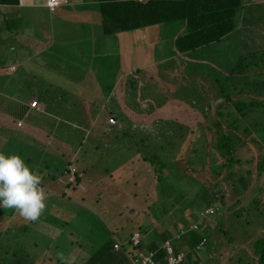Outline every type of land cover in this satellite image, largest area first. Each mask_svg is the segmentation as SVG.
Returning <instances> with one entry per match:
<instances>
[{
  "label": "rangeland",
  "instance_id": "1",
  "mask_svg": "<svg viewBox=\"0 0 264 264\" xmlns=\"http://www.w3.org/2000/svg\"><path fill=\"white\" fill-rule=\"evenodd\" d=\"M88 3L93 5V0ZM67 4L70 5L67 20L60 18L51 21L47 18L48 10H44L43 17L38 14V21L28 24L33 31L31 33L37 36L34 45H25L28 50L36 46L44 47L48 40L43 41V34L51 35L52 25L56 28L52 36L53 48L47 45L50 51L25 60L12 76L0 77V129L5 132L4 139H0V146L8 144L7 149L5 148L8 155H24L31 149L32 161L43 154L53 161L54 157L62 160L77 155V166H86L84 182L90 190L85 194L86 202L75 208H71V204L65 202L66 199L62 200V196L54 197V200L49 197L46 211L36 222L25 220L14 209L0 208V218H5L0 221V264H4L3 258L9 257L11 251L16 249L14 242L5 239L4 231L12 232L14 240L21 246L22 237H35L40 229L44 230L43 223L56 222L49 212L53 203H65L68 206L64 208L68 211L65 219L73 217L69 223L76 228L75 237L69 238L70 242L61 252L66 258H74L75 264H105L96 255L88 254L91 245H110V236L105 226L109 222L103 214V207L108 208L110 214H116L117 219L111 220L112 225L123 224L124 231L139 229L143 250H147L151 243L158 245L164 237L171 238L173 244L185 253L182 264H249L250 261H256L253 243L255 245L264 232V171L255 166L260 157L264 156V145L260 143V133L254 127L263 118L261 109L255 108L241 118L249 126V133L244 136L246 145L236 155L241 161L238 164L233 162L234 167L231 169L221 167L218 172H214L206 165L209 161L207 158L206 163L203 162V168L197 170V165L192 163L196 168L192 169L186 167L183 159L187 156L186 148L201 139L197 125L202 123L205 115L214 112L213 109L212 112L205 113V101L208 99L213 106L222 100L216 94V85L212 86V75L222 78L238 56L264 47V0H250V7L243 9L244 13L237 17L238 28L223 36L220 41L205 46V57L190 64L180 55L175 56L176 54L162 60L158 57L163 52H169L162 48L166 44L162 42V38L176 33V24L171 25V29L162 31L156 29L155 24L103 35L98 31L100 23H94L96 32L91 39L87 37L88 30L83 28L86 44L83 42L80 50L71 47L70 42L74 45L78 42L77 37L72 41L71 35L79 31L76 28V14H81L82 11L74 7V0H69ZM92 11L96 22L100 19L99 13ZM243 15V22L239 25ZM71 19L72 24L69 23ZM85 27L92 29L93 22L87 21ZM6 32L7 29L0 33L1 40ZM1 40L0 64L5 66L11 61L20 63L24 57L21 51L15 50L18 49L16 46L8 50L13 40L11 36L5 45ZM19 41L23 44L27 41L33 43L32 36L26 33H21ZM65 43L70 48H62ZM31 72H36V75ZM29 77L32 78L31 82ZM130 80L133 82L132 86L128 83ZM196 87L200 89L199 93L195 92ZM33 88L47 89L42 94L47 97L46 111L42 108L39 110L40 105L36 102L32 107L39 110V113L29 108L34 115L14 116L11 109L15 107V100L19 96H26L28 100ZM202 91L204 95L201 94ZM196 94H200L205 101H195L191 96L195 98ZM242 95L237 92L229 93L231 101L241 99ZM59 101L60 109L56 106ZM188 102L194 106H189ZM226 106L225 109L236 113L231 107L233 105L226 103ZM201 110L204 112L201 113ZM113 114L117 120L112 128L108 126L111 124L108 117ZM214 115L218 118L215 112ZM17 117L23 118L22 127H15ZM222 119L224 118L220 120ZM38 124L44 126V129L58 128L48 138L39 137L36 132H31L28 136L30 131L39 128ZM243 126V122L239 124V133ZM107 128L112 131L109 135ZM121 130L125 135L116 142L111 140L114 134L121 136ZM17 133L22 135L11 138V134ZM180 134L183 136L171 152H175L174 160L182 159L183 162H180L185 166L182 169L187 174L182 173L178 167L167 172L166 166L170 165L166 155L168 150H162V144L169 145L168 141L176 144L175 140L172 142L164 137L173 136L177 140ZM205 135L203 138L207 142L209 136L207 133ZM249 138L258 142H248ZM43 139L48 147L42 150L40 144ZM122 141L128 143L127 148L122 149ZM206 142L203 149L212 154V149ZM152 152L159 155L158 159L149 155ZM137 154L141 158L146 154L145 162H139ZM192 158L194 160L195 155L191 154L189 159ZM112 166L113 170L110 171ZM156 173L160 174L158 178ZM248 177L249 183L246 182ZM216 193L223 195L224 205L213 196ZM209 195L213 197L211 204L219 205V208L209 215L211 223L202 226L201 221L196 219V210L190 214L185 206L193 201L195 204L192 205L200 209ZM235 197L239 199H234ZM256 199L260 204L253 207V200ZM186 215L187 221L184 219ZM59 218H63L61 214ZM174 222L177 226L185 227L186 231L190 223L197 224L198 228L193 233L194 236L205 235L203 246L188 249L185 238L192 231L185 232V236L174 243L177 239L173 229ZM77 244L88 248L75 252V248L79 247ZM42 249H33L37 255L31 257L24 250L21 251L20 255L23 257H20L18 263L14 261V264H27V257L31 260L29 264H38L37 256ZM94 251L89 249L90 253ZM111 253L115 255L116 252ZM43 262L50 264L51 260H44L41 264Z\"/></svg>",
  "mask_w": 264,
  "mask_h": 264
},
{
  "label": "trees",
  "instance_id": "2",
  "mask_svg": "<svg viewBox=\"0 0 264 264\" xmlns=\"http://www.w3.org/2000/svg\"><path fill=\"white\" fill-rule=\"evenodd\" d=\"M10 2L11 0H0V4L6 5L10 4ZM248 2L249 1L243 2V0H94V4H87V7L89 6L99 13L100 19L98 23H100V30L98 31L103 35H111L116 32L135 30L141 27L151 26L155 24L159 25L163 23H170V25H172L174 23H178L182 25V30L180 32L177 31L178 33L176 35L175 32L169 34L171 40L167 38L168 41L162 47L163 49H168L169 52H163L160 54L161 56L159 55L158 57H160V59L162 60L163 58L165 59L169 56H174V54L179 53L182 59H185V61H187L186 63L190 64L192 62H198L196 59L205 57V46L209 45L210 43L220 41L223 36L231 31H234L235 28H238L237 17L244 13V11H242L243 9L247 10L250 7ZM255 6L259 7L260 5L255 4ZM243 17L244 15L241 16L239 25L241 21L243 22ZM76 24L79 27L80 31H82L83 28L89 30L88 27H85L86 23L77 22ZM76 37L82 46L85 37L83 36V38L80 39V37H82L81 32H78V36ZM72 41H74V38ZM53 44L54 43L50 44L51 48H53ZM70 46L75 47L72 45ZM70 46L68 43H65L62 44L61 47L68 49L70 48ZM158 57H156V59ZM11 69H13V67ZM211 82L213 87L214 85H216V88H218L216 94L220 95L222 97V100L218 101L212 106L208 102V99L206 101L203 100L200 94L194 95L195 98L193 96L191 97L193 99H196L195 101L199 100L200 103L201 101H205V104L207 106V110L205 111V113L212 112V110L214 109V112L218 118L215 117L214 112L204 116V120L202 121V123L197 125V130L199 131V135H201V139H199L198 143L190 145V147L186 148L187 156L185 158L183 157V160L185 162H183L182 159H179L181 162L186 164V167L189 166V168L192 169H196L194 166H192V163H195V165H197V170H199L203 168V162L206 163L205 161L207 158L209 161L206 163V165H208L209 168L214 172H218L221 167L231 169L232 167H234L232 165L233 162L238 164V162L241 161L240 158L236 155L241 147L246 145L244 136L249 133V126H247L244 121L241 120V118L246 117L255 108H260L263 116L260 123L256 122V126L254 127L255 129H258V133H260V143L264 145V47L260 50L250 51L244 55L238 56L231 67L228 68L227 73L223 74L222 78H218L212 75ZM128 83L130 86H132L133 84L132 80L128 81ZM229 85L230 87L228 88ZM46 90L47 89H39L36 94H33V97H35V99L41 104V108L44 111H46L47 108L45 103L47 97L43 96L42 94L45 93ZM195 90V92L197 93H199L200 91V89H198L197 87L195 88ZM230 90L231 92L243 94L242 98L231 101V98L229 97V93H231ZM203 93L204 92L202 91L201 94L204 95L205 93ZM30 97H32V94L30 95ZM21 99L23 100L24 96H22ZM59 103L61 102L59 101L56 104L58 109H60V106L58 105ZM226 103L233 105L231 107L235 109L236 113H232L230 110L225 109L227 107ZM18 104L19 106H21L22 111H25L27 116L32 114L34 115V113H31L30 111H26L27 108L25 105L17 102V106ZM188 104L189 106H194L189 102ZM41 108L39 110H41ZM39 110H37L38 113ZM203 112L204 111L201 110V113ZM112 116L115 120H117V117L114 114ZM221 118H224L222 119L224 122L220 120ZM242 122L245 126H243L242 132L239 133L238 126ZM67 124L68 123H66V125ZM108 126L113 128L114 125L108 124ZM55 131L56 130H52V132L54 133ZM106 131L108 135L109 132H112L108 128L106 129ZM121 132H123V135L121 134V136H118L117 134H114L111 140H114V142H116L119 138L125 135L124 131L121 130ZM206 133L207 136H209L207 142L204 139L206 137ZM179 136L180 137L177 140L173 136L164 137L166 139H170L172 142H174V140L176 141V144H172L169 141V145L162 144V150H168L166 155L170 160V165L166 166V171L171 172L170 170L172 168H179L182 173L187 174V172L182 169L184 165L181 164L180 161H176L173 159L175 152H171L174 149L173 147L177 146L183 135L180 134ZM205 142L209 144L210 148L212 149V154L207 151V149H203ZM248 142L255 143L258 141L254 140L253 138H249ZM127 144L128 143H126V141H122V149L127 148ZM69 145L71 146L72 144ZM40 146L42 150L48 147V145L44 142H42ZM31 151L32 150L30 149L29 152L20 156H22L25 163L28 164L33 171L42 176V187H44L49 193V197L54 200V197L59 198L62 196L61 199H66L65 202L71 204L69 205L71 206V208L82 206V203L86 202L85 194L89 193L90 188L84 182V169H86V166H77V155H75L76 157H72L70 159L65 157L62 160H57V158L54 157L53 161L52 159L45 157V155L43 154L39 159L32 161L30 154ZM169 152H171V154H169ZM18 154H21V152H18ZM191 154L195 155V161L193 160V158L191 160L189 159ZM145 155L146 154H144L143 158H141V156L137 154L136 158L139 162H145ZM149 155H153L157 159L159 156L154 152L150 153ZM216 160L218 162H216ZM49 162H52V165H49ZM39 165L46 169L43 170L38 168ZM255 166L259 170L264 171V156L260 157L259 161L255 163ZM71 168L73 170L72 177L69 175V169ZM108 168L109 167H107V169ZM112 170L113 166L111 167L110 171ZM155 175L156 178L160 176V174L158 173H156ZM246 180V182H250L249 177L246 178ZM205 193L202 196H204ZM214 195L217 199L220 200L219 202L221 203V205H224L223 195L217 193L213 194V196ZM233 196L237 195L233 194ZM49 197L48 199H50ZM232 197H230V201L232 200L233 202ZM212 199L213 197L209 195L205 198V203L202 200L203 205L202 208L200 207V209H196L198 207L195 208L192 205L195 204V202L193 201L188 206H185L188 207L190 214L193 212V210H196V219L201 221L202 226L204 224L209 225L211 223V221H209V215L213 214L217 210V208H219V205L214 206L211 204ZM234 199L238 200L239 197H235ZM253 201H255L254 204H252L253 207H257V203L260 204L258 199ZM65 207H68L67 205L65 206V203L51 204L49 212L52 214L54 220L57 223H43L42 225L44 226V230L40 229L38 235L35 237H33L32 235L22 237L23 243L21 244V246L18 241L14 240V234H12V232H6L5 230V239L14 242L16 249L11 251L9 257L3 258V261L5 260L4 264H14V261H17L18 263L20 257H23L22 255H20L21 251L23 250L28 253L27 256L31 257L37 255L36 252L32 251L33 249L39 251L42 248V251L37 256L38 264H41V262L44 260H51L50 264H62V261H60L57 254L62 250H65L66 244L70 242L69 238L75 237L74 229L76 230V228L69 223L73 218L72 216H68L69 213L67 215L68 218L65 219V216L68 212L66 211V209H64ZM107 209L108 208L103 207V214H105L104 216L107 217V220L109 222L105 226L107 232L109 233L108 235L110 236V245L105 246L104 243L91 245L89 246V249L92 248L95 251L93 252V254L90 253L88 249V254L90 256L96 255L97 257L101 258L105 264H128L129 261L127 255H125V251L128 250L130 253L147 251L141 248V241L134 247L129 246V238L131 233L133 231H138L140 235L141 233L138 228L132 229L131 231H124L122 227L123 224L121 225L120 223L112 225L111 220H116L117 216L116 214H110ZM60 214L63 217L62 219L59 218ZM187 216L188 215L184 217L186 221ZM3 219L5 218H0V221ZM191 224L192 223L187 226V231L185 230V227L177 226L175 222L173 224V229H175V238H177L174 243L181 236H185V232L192 231V234H190V236H186L185 238L189 250L198 245L203 246L204 242L206 241L205 235L203 234L200 236L198 234L197 236H194L195 234L193 232L198 228V225L193 223L194 228H191ZM213 234L215 233L213 232ZM166 239L171 243L172 249L175 253H184V251L179 249L177 245L173 244L171 238L164 237L161 239V241ZM160 243L161 242H159L158 245L151 243V246L147 249H157L156 261L158 264H164V254L162 253V249L159 248ZM114 244H117V247H114ZM77 245L79 246V244ZM253 247L254 254L257 256V258L256 261H250L249 264H264V232L261 233L259 238L256 240L255 245L253 243ZM87 248L88 247H83L80 245L78 248H75L74 251L78 252L80 249L85 251ZM113 251L116 252L115 255L111 253ZM30 257H27V259L29 260L27 264H29V262L31 261ZM42 264L49 263L43 262ZM180 264H182V262Z\"/></svg>",
  "mask_w": 264,
  "mask_h": 264
},
{
  "label": "crops",
  "instance_id": "3",
  "mask_svg": "<svg viewBox=\"0 0 264 264\" xmlns=\"http://www.w3.org/2000/svg\"><path fill=\"white\" fill-rule=\"evenodd\" d=\"M58 1H59V5L55 9H52V10H50L49 8H47L45 6V0H11L10 4H6V5L0 4V22L2 23V24H0V33L2 31H5V29H7L6 36L4 37V39H2V40L0 39V40L5 45V43L7 42V39H9V36H11V38L13 40H12V42H10L8 50H10V48L12 46H16L18 49H15V50L21 51V53L24 55V57L21 59L20 63H16V62L11 61V62H9L8 65H5V66L0 64V77L12 76L14 74V71L16 70L15 67L22 66L24 64L23 62L25 60L30 59L32 56L37 57V55L43 54L44 51H46V52L50 51L47 48V45L50 46V44L54 43V37L52 39V36L54 34V30L56 29L54 27V25H52L50 28L51 35H49V33L43 34V41L48 40V41H45L44 47L36 46V48L28 50L25 45L26 44H29L30 46L34 45V39H35V37H37V36H35L34 33H31L33 31L31 28L29 29L28 24L30 25L31 21H38L37 15L39 14L40 16H42V13L44 10H48V17L44 14L43 15L46 16L47 18H49L51 21H54L55 19L58 20L60 18L67 20L68 16L70 15L69 14L70 5L67 4L69 2V0H58ZM88 1L89 0H74V7L77 10L82 11L81 14H76L77 19H78V23L82 22V23L87 24V21L93 22V28L92 29L89 28V30L87 31V37L89 39H91L92 34L96 32V28H95L94 23L95 24L98 23L99 19L96 20V22H95V19H94L95 15H94V12L92 11L94 9L90 8L89 6L87 7V4H89ZM246 1H250V0H243V2H246ZM251 1L254 2L255 0L254 1L251 0ZM81 2H85V4H81ZM93 4H94V0H93ZM60 7H62V8H60ZM90 9H92V10H90ZM8 23H10V25H8ZM69 23L72 24V19L69 21ZM174 24H176L178 26L177 31L180 32L182 30L183 26L178 24V23H174ZM174 24H172V25H174ZM151 26H155V25H151ZM145 27H148V26H145ZM76 28L79 29L78 26H76ZM156 29L161 30V31H162V29H171V25H170V23L159 24V25H157ZM59 31L61 32L60 29H59ZM82 31L79 30L78 32L79 33L81 32V36L83 37ZM177 31H176L175 35L178 33ZM78 32L71 35L72 40L74 37L76 38V36H78ZM21 33H26V34L32 36L33 43H31L30 41L29 42L27 41L24 44L22 42H20L19 37L21 36ZM173 36H174V34H173ZM75 38H74V40H75ZM167 38L169 40H171V37L168 36V37L162 38V42L163 43L167 42L168 41ZM84 43L86 44V40H84ZM70 45L75 46L79 50L81 49L80 48L81 44L79 43V41L77 42V45H74L73 42H70ZM19 46H22V47H19ZM23 46H25L24 47L25 49L23 48ZM175 56H179V53H176ZM169 57H174V56H169ZM17 64H18V66H17ZM12 67H13V69H11ZM34 73L35 74H33L31 72V74L36 75V72H34ZM23 74H24V72H23ZM29 79L31 82L32 78L29 77ZM37 91H38L37 88H33L32 97H29L28 100H27L28 97L26 98V96H24L23 100L21 99L22 96H19L15 100L16 101L15 107L13 109H11V113L14 116L15 115H21L23 117H26L25 111L24 112L22 111L21 106H19V104L17 107L16 103L18 102L20 104L25 105L27 108L26 111L27 112L30 111L29 108H32V107L28 106V102L30 100L35 99V97H33V94H36ZM12 102H14V101H12ZM36 102L40 105V108H41V104L37 100H36ZM33 109H35V108H33ZM51 114H53V113H51ZM18 120H20L19 124H17ZM11 123H12V121H11ZM45 123H46V121H44V124ZM38 125H39V128H36V129L30 131L29 133L36 132L37 136L42 137V138L50 137L51 131L54 130L55 128H58V126H56L54 129H44L45 128L44 126H41L40 124H38ZM22 126H23V118L17 117L16 121H15V127H22ZM29 133H28V136H30ZM19 135H22V134L17 133L16 135L11 134L10 136H11V138H14V137L19 136ZM4 137H5V132H3L0 129V139L1 138L4 139ZM43 141H44V139L42 140V142ZM7 147H8V144H6V143L3 147L0 146V153H4L5 155H7L8 152H7V150H5V148L7 149ZM38 168L43 169V170L46 169V168H43L41 165H39ZM8 218L9 217L7 216L6 219H8Z\"/></svg>",
  "mask_w": 264,
  "mask_h": 264
},
{
  "label": "clouds",
  "instance_id": "4",
  "mask_svg": "<svg viewBox=\"0 0 264 264\" xmlns=\"http://www.w3.org/2000/svg\"><path fill=\"white\" fill-rule=\"evenodd\" d=\"M42 182V176L33 171L21 156L0 153V208L14 209L25 220L38 221L46 211L49 197ZM57 255L62 264H74V258H66L63 252Z\"/></svg>",
  "mask_w": 264,
  "mask_h": 264
},
{
  "label": "built area",
  "instance_id": "5",
  "mask_svg": "<svg viewBox=\"0 0 264 264\" xmlns=\"http://www.w3.org/2000/svg\"><path fill=\"white\" fill-rule=\"evenodd\" d=\"M59 5L58 0H45V6L50 10L54 9ZM36 103L35 100H30L29 105L34 106ZM37 104V103H36ZM108 122L111 124H115V119L113 117H108ZM69 175L73 176L72 168L69 169ZM72 179V178H71ZM208 211V210H207ZM191 228H194V225H190ZM129 246L134 247L141 241V235L138 231H133L129 238ZM114 247H117V244H114ZM159 248L162 249V253L164 254V264H180L184 259L183 252H174L169 240H162L159 244ZM157 250V249H156ZM156 250H149L145 252H136L130 253L128 250L125 251V255L128 257V264H158L156 261Z\"/></svg>",
  "mask_w": 264,
  "mask_h": 264
}]
</instances>
